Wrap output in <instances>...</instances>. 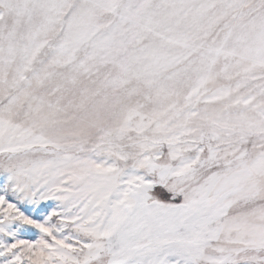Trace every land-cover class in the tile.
Listing matches in <instances>:
<instances>
[{
  "label": "snow or ice",
  "instance_id": "6c2138e0",
  "mask_svg": "<svg viewBox=\"0 0 264 264\" xmlns=\"http://www.w3.org/2000/svg\"><path fill=\"white\" fill-rule=\"evenodd\" d=\"M0 264H264V0H0Z\"/></svg>",
  "mask_w": 264,
  "mask_h": 264
}]
</instances>
